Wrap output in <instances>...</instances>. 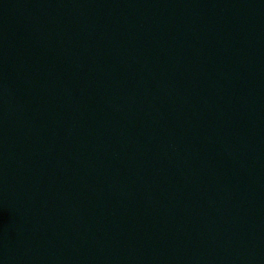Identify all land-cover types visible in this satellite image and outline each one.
Masks as SVG:
<instances>
[{
	"label": "water",
	"instance_id": "95a60500",
	"mask_svg": "<svg viewBox=\"0 0 264 264\" xmlns=\"http://www.w3.org/2000/svg\"><path fill=\"white\" fill-rule=\"evenodd\" d=\"M0 264H264V0H0Z\"/></svg>",
	"mask_w": 264,
	"mask_h": 264
}]
</instances>
